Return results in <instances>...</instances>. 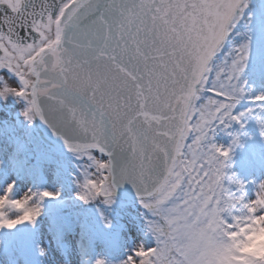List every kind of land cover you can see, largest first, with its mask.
<instances>
[{
  "label": "snow or ice",
  "instance_id": "snow-or-ice-1",
  "mask_svg": "<svg viewBox=\"0 0 264 264\" xmlns=\"http://www.w3.org/2000/svg\"><path fill=\"white\" fill-rule=\"evenodd\" d=\"M0 264H264V0H0Z\"/></svg>",
  "mask_w": 264,
  "mask_h": 264
},
{
  "label": "trees",
  "instance_id": "trees-1",
  "mask_svg": "<svg viewBox=\"0 0 264 264\" xmlns=\"http://www.w3.org/2000/svg\"><path fill=\"white\" fill-rule=\"evenodd\" d=\"M251 147H252V145L250 144V145L248 146V148H251ZM243 151H245V153H242ZM247 151H248V149H245V150L241 149V150L239 151L238 155H236V158H238V160L241 162L242 157L246 154ZM236 153H237V152H236Z\"/></svg>",
  "mask_w": 264,
  "mask_h": 264
},
{
  "label": "rangeland",
  "instance_id": "rangeland-1",
  "mask_svg": "<svg viewBox=\"0 0 264 264\" xmlns=\"http://www.w3.org/2000/svg\"><path fill=\"white\" fill-rule=\"evenodd\" d=\"M243 150H245V149H243ZM239 151H240V150L237 151L236 155H238ZM258 151H259V150H258ZM242 153H245V151H243ZM236 155H235V157H234V160H235L236 163H238V164L240 165L241 162L236 160Z\"/></svg>",
  "mask_w": 264,
  "mask_h": 264
}]
</instances>
